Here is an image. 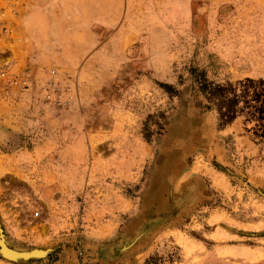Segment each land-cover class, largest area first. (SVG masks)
I'll use <instances>...</instances> for the list:
<instances>
[{"label":"rangeland","instance_id":"1","mask_svg":"<svg viewBox=\"0 0 264 264\" xmlns=\"http://www.w3.org/2000/svg\"><path fill=\"white\" fill-rule=\"evenodd\" d=\"M14 3L71 92L0 94V264H264V0Z\"/></svg>","mask_w":264,"mask_h":264},{"label":"built area","instance_id":"2","mask_svg":"<svg viewBox=\"0 0 264 264\" xmlns=\"http://www.w3.org/2000/svg\"><path fill=\"white\" fill-rule=\"evenodd\" d=\"M17 15L16 3L0 6V94L5 97L29 94L45 106L61 108L67 100L65 95L71 92L61 64L51 62L45 67H37V60L33 57L27 58L28 63L18 68L17 48L22 39L14 37L17 35ZM6 54L12 59L5 60ZM35 67L36 73L33 71Z\"/></svg>","mask_w":264,"mask_h":264},{"label":"crops","instance_id":"3","mask_svg":"<svg viewBox=\"0 0 264 264\" xmlns=\"http://www.w3.org/2000/svg\"><path fill=\"white\" fill-rule=\"evenodd\" d=\"M34 14H32V16H31V18L32 19H34ZM61 44H62V49L64 48V40L61 42ZM74 46H75V44H74ZM58 56V55H57ZM61 56V55H60ZM54 58H58V57H56V56H54ZM60 60V58H58V60L56 61V60H54V61H56V63H62L63 64V62H62V60H60L61 62H58Z\"/></svg>","mask_w":264,"mask_h":264},{"label":"trees","instance_id":"4","mask_svg":"<svg viewBox=\"0 0 264 264\" xmlns=\"http://www.w3.org/2000/svg\"><path fill=\"white\" fill-rule=\"evenodd\" d=\"M162 88H164L165 90H169V87L167 85H162Z\"/></svg>","mask_w":264,"mask_h":264}]
</instances>
